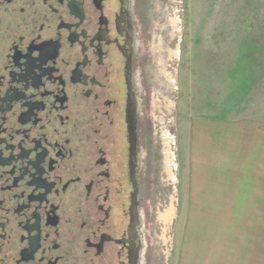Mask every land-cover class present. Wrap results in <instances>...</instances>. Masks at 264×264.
Listing matches in <instances>:
<instances>
[{
    "label": "flooded vegetation",
    "instance_id": "flooded-vegetation-1",
    "mask_svg": "<svg viewBox=\"0 0 264 264\" xmlns=\"http://www.w3.org/2000/svg\"><path fill=\"white\" fill-rule=\"evenodd\" d=\"M138 0H0V264H146Z\"/></svg>",
    "mask_w": 264,
    "mask_h": 264
},
{
    "label": "rangeland",
    "instance_id": "rangeland-1",
    "mask_svg": "<svg viewBox=\"0 0 264 264\" xmlns=\"http://www.w3.org/2000/svg\"><path fill=\"white\" fill-rule=\"evenodd\" d=\"M146 264H264V0H138Z\"/></svg>",
    "mask_w": 264,
    "mask_h": 264
}]
</instances>
